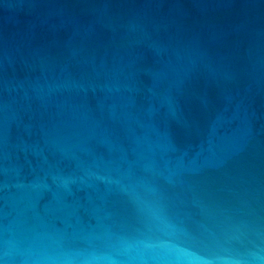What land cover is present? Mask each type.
<instances>
[{
	"label": "water",
	"instance_id": "95a60500",
	"mask_svg": "<svg viewBox=\"0 0 264 264\" xmlns=\"http://www.w3.org/2000/svg\"><path fill=\"white\" fill-rule=\"evenodd\" d=\"M0 264H264V0H0Z\"/></svg>",
	"mask_w": 264,
	"mask_h": 264
}]
</instances>
